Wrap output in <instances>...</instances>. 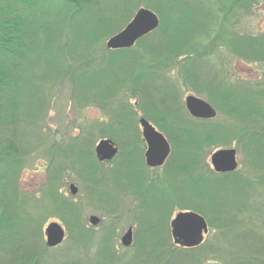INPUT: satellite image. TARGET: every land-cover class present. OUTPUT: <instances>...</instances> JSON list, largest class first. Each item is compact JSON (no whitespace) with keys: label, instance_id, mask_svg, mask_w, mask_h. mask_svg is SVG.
<instances>
[{"label":"trees","instance_id":"16d2710c","mask_svg":"<svg viewBox=\"0 0 264 264\" xmlns=\"http://www.w3.org/2000/svg\"><path fill=\"white\" fill-rule=\"evenodd\" d=\"M262 1L0 0V264H264V72L241 81L229 67L264 66V30L242 28ZM141 7L158 28L108 50ZM184 91L215 118H191ZM65 98L79 120L51 130ZM89 109L100 118L87 119ZM139 118L170 144L161 168L145 166ZM102 139L118 148L105 164L94 155ZM232 146L239 170L214 173L210 155ZM37 158L44 181L25 192L22 174ZM68 182L80 200L65 195ZM86 211L111 220L95 232ZM177 212L206 221L199 246L173 243ZM53 221L66 237L48 248L43 231ZM122 225L134 226L126 250Z\"/></svg>","mask_w":264,"mask_h":264},{"label":"water","instance_id":"95a60500","mask_svg":"<svg viewBox=\"0 0 264 264\" xmlns=\"http://www.w3.org/2000/svg\"><path fill=\"white\" fill-rule=\"evenodd\" d=\"M159 26L158 17L151 11L140 8L131 21L116 35L106 42L108 50L130 49L142 37L156 30ZM189 116L198 120H211L216 116L215 110L204 100L188 96L184 102ZM141 136L146 144L144 152L145 166L151 169L160 168L170 155V146L165 137L159 133L145 119L138 120ZM118 149L111 140H100L95 146L94 153L99 162L111 161ZM236 151L234 149H220L213 152L209 158L213 171L217 174L232 173L237 169ZM69 191L72 196L77 194V188L71 184ZM88 223L95 227L99 219L94 216L88 218ZM171 235L174 243L186 247H197L203 242L208 228L205 220L192 212L178 213L170 223ZM45 243L48 248H55L62 244L65 231L58 222H51L44 228ZM132 243V229L121 238L123 247L128 248Z\"/></svg>","mask_w":264,"mask_h":264},{"label":"rangeland","instance_id":"374dc122","mask_svg":"<svg viewBox=\"0 0 264 264\" xmlns=\"http://www.w3.org/2000/svg\"><path fill=\"white\" fill-rule=\"evenodd\" d=\"M242 28L244 31H250L252 33H260L261 31L264 30V0L262 1V4L260 6H258V8L256 10V14L254 15V17H251L249 19L246 18L244 20V22L242 24ZM229 67H230L231 72H233L232 74H234V76L236 78H239L241 81L258 80L261 78V76L264 72V66L258 67L256 65H246L242 62L234 61L233 59L231 60ZM64 92L67 93L66 89L64 90ZM64 96H66L65 93H64ZM188 96H194V97L201 99L200 97L196 96L195 94H193L189 91H184L183 97H182L183 103L185 102V98ZM66 101H67V98H65L64 102H62V106L60 104H57V107L55 106L56 109H54L50 113L49 118H48V125H49L51 130H56L58 128L60 129V127H58L59 125L58 126L55 125V121H57L60 124L66 120H67L66 123H71V122H75V121L79 120L78 113L76 111H74L72 106L70 105V103H67ZM84 116L87 119H92V120H96V119L100 118V114L94 109L87 110L85 112ZM155 129H156V127H155ZM66 133H68V131ZM74 133L75 132L72 131V134H74ZM227 149H234V148L232 146V147L227 148ZM236 161L238 164L237 170H239L241 160H240V157L238 154L236 155ZM33 164H34V166H32L30 169H28L26 172H24L22 174V177L20 180V185L25 192L26 191L27 192L36 191L38 189L39 185L42 184V182L44 181L43 167H44L45 163L42 160H40L39 158H37L36 161L33 162ZM208 164L210 166V169H212L209 159H208ZM159 172H160V170H159ZM71 183L74 184L75 187L78 189L77 194L75 196H73L72 198L80 200L82 198V194H81L79 185L75 182H68L67 185L69 186V184H71ZM64 193H65V195H70L68 187L65 189ZM130 202L131 201H129V200H126L125 202L123 201V208L126 211L128 209V205L130 204ZM130 213H133L132 210L130 211ZM130 215L131 214H128V215L123 216V217H127V216L130 217ZM90 216H94L97 219H99V224L95 228H93V230L95 232L102 230V228L105 225H107L108 222L111 220V219H107L108 222L106 220L104 221V219H102V217L100 215H98V213L86 211L85 221L87 222V224H88V217H90ZM118 228H119V230H118V245L120 244L122 246L121 238L128 231V229H132L133 236H134V226L133 225H130V226L124 225L123 226L122 225V226H119ZM207 235H208V233L206 234V236H204V238H203L204 240L206 239ZM64 240H65V238H64ZM63 243H64V241L62 242V244ZM131 246H129L128 248L122 247V249L126 250V249H129Z\"/></svg>","mask_w":264,"mask_h":264}]
</instances>
